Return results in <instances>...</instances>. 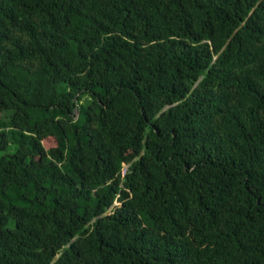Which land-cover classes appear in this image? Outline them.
Here are the masks:
<instances>
[{
  "label": "trees",
  "instance_id": "1",
  "mask_svg": "<svg viewBox=\"0 0 264 264\" xmlns=\"http://www.w3.org/2000/svg\"><path fill=\"white\" fill-rule=\"evenodd\" d=\"M0 264H264V0H0Z\"/></svg>",
  "mask_w": 264,
  "mask_h": 264
},
{
  "label": "rangeland",
  "instance_id": "2",
  "mask_svg": "<svg viewBox=\"0 0 264 264\" xmlns=\"http://www.w3.org/2000/svg\"><path fill=\"white\" fill-rule=\"evenodd\" d=\"M51 141H52L51 139L47 138V139L43 140L42 142H43V145L45 146V145L49 144ZM124 168H125V165H123L122 172L124 171Z\"/></svg>",
  "mask_w": 264,
  "mask_h": 264
}]
</instances>
